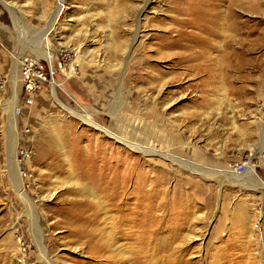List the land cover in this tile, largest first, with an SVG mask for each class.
<instances>
[{"label":"rangeland","instance_id":"rangeland-1","mask_svg":"<svg viewBox=\"0 0 264 264\" xmlns=\"http://www.w3.org/2000/svg\"><path fill=\"white\" fill-rule=\"evenodd\" d=\"M59 1L0 0V264H46L36 236L52 264H264V187L230 167L264 182V0H222L207 72L176 64L182 0H66L52 28Z\"/></svg>","mask_w":264,"mask_h":264},{"label":"bare ground","instance_id":"bare-ground-1","mask_svg":"<svg viewBox=\"0 0 264 264\" xmlns=\"http://www.w3.org/2000/svg\"><path fill=\"white\" fill-rule=\"evenodd\" d=\"M65 1L66 0H60L59 1L58 5L55 9V13L52 17V20L50 21V24H49L50 27L53 28L55 23L57 22V18L59 16L64 4H65ZM194 1L195 0H184V1L182 0L180 2V5L177 6L175 9V12L177 13V17H175V21L177 22L178 27L174 30H171L169 32V35H171L173 32H176V38H177L176 45L178 46L179 49L185 51V53H180L179 57L176 59V64L178 66L187 68V70H188V68L195 69V68L199 67L195 64V62H202V63H204L205 68H199V71H205V72L212 71V67H213L212 65H215L217 62L222 60V57H224L221 54H220V56L217 55L214 57L213 54L215 52L221 53L222 50H220V49L222 47L229 48V44L231 42H233L235 40V38H234V36L228 35L227 32L229 30H234V29L238 30L239 21H238V18L233 14V12L230 9L224 10V11L221 10V6H222L221 4L223 2L222 0H198V7H197L196 11H194V7H189V5L190 6L193 5ZM148 3H149V0H147L144 3V5L140 7V12L143 13V11L147 9ZM185 6H187V7H185ZM190 18H193L194 20L192 19V21H190ZM235 24H236V27H235ZM138 27H139V20L137 19L136 20L137 34L139 31ZM164 35L167 36V34H164ZM130 47H131V44L128 43V45L126 46V49L125 50L123 49L124 50L123 54H125L126 51H129ZM230 56H233V55L230 53ZM230 56H228V57H230ZM17 59H19V58H17ZM47 59L49 60V58H47ZM17 62L20 63V60ZM70 114L76 118L81 119L85 124L92 126L94 129L105 133L109 138L115 140L116 142L120 143L121 145L125 146L126 148H128L130 150H133L135 152H140L143 155H147V156H152V155L158 154L160 157H165V158H168L169 160H171L173 162H177V160H175L174 157L167 156V155H161L159 152H157L156 150H154L148 146H142V145H139L137 143L129 142L128 140H124V139L119 138L118 136L114 135L113 133H110V131L104 129V127H102L101 125L96 124L88 116L83 117L81 115H78L73 110L70 111ZM261 140H262L261 152H263L264 151V129L262 132ZM11 157H12L11 159L15 161V157L13 156V154L11 155ZM179 163L181 164V162H179ZM15 166H17V165H15ZM189 166H187V167H189ZM189 168H191V170H193L194 172H197V173L201 172V170L197 167L193 168V166H190ZM209 171H211V170H209ZM21 177H20V173H18V171L13 170L12 181L14 183V186H19L20 183H23ZM245 178H249L256 185L260 186V188L264 187V182L258 176L257 172L255 171V169L252 166L249 167V171L247 172V175L245 176ZM17 190L19 192V187H17ZM104 192H105V190H104ZM83 193H85L86 196H91V197L94 196L88 190H87V192L84 191ZM20 196L23 198L25 203L29 204L30 199H29L28 195L26 194V192L24 191V189H21ZM109 204L111 206H113L114 201H110ZM104 205L102 204L101 206H99V208L100 209L102 208L103 210H105ZM137 206H139V205L137 204ZM127 210H128V208L125 207L124 212ZM105 219H104V221H105L104 223H106V221H107ZM120 219H121V217L119 218V226L128 223L126 220L120 221ZM107 224H108V222H107ZM133 224L135 225L134 220H132L131 222L129 221V223H128V227H129L131 232H133L134 229L136 230L137 224L135 226ZM102 230L103 229L99 230V232H102ZM118 230L119 229H117V231ZM105 235L106 236H103V238H102L103 241L101 242V244H102L101 246H104L106 248L107 245L110 244L111 243L110 241L112 240V239H108V238H110L111 236L114 237V234L110 233V232L108 234V231H107ZM35 241L38 244V248H39L40 252L42 253L43 261L46 262V264H52V262L49 260L48 253L43 248V244L41 243V239H38V237L36 236ZM118 254H120V253H118Z\"/></svg>","mask_w":264,"mask_h":264},{"label":"built area","instance_id":"built-area-1","mask_svg":"<svg viewBox=\"0 0 264 264\" xmlns=\"http://www.w3.org/2000/svg\"><path fill=\"white\" fill-rule=\"evenodd\" d=\"M250 161V158L247 156V161L241 164H237L234 166H230L231 170L235 171V173H237L238 175H243L247 172L248 168H249V164L248 162Z\"/></svg>","mask_w":264,"mask_h":264}]
</instances>
